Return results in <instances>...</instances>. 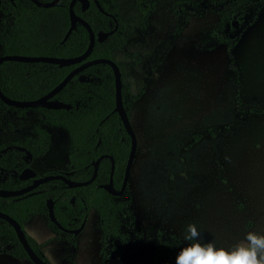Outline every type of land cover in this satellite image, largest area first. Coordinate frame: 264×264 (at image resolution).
<instances>
[{
    "label": "rangeland",
    "instance_id": "rangeland-1",
    "mask_svg": "<svg viewBox=\"0 0 264 264\" xmlns=\"http://www.w3.org/2000/svg\"><path fill=\"white\" fill-rule=\"evenodd\" d=\"M175 1L157 0L143 25L133 0H114L125 46L112 56L129 88L137 139L130 205L144 232L129 264H151L159 230L186 246L184 230L193 222L202 242L228 249L249 231L264 233V7L228 52L224 44L198 45L199 36L219 23L214 12L190 17L177 33ZM38 122L36 110L0 105V144L33 136ZM45 128L54 138L45 161L57 163L42 168L34 161L40 174L63 169L68 150L65 130ZM23 227L49 264H100L95 210L76 246L57 239L43 214ZM12 258L0 254V263L15 264Z\"/></svg>",
    "mask_w": 264,
    "mask_h": 264
},
{
    "label": "trees",
    "instance_id": "trees-1",
    "mask_svg": "<svg viewBox=\"0 0 264 264\" xmlns=\"http://www.w3.org/2000/svg\"><path fill=\"white\" fill-rule=\"evenodd\" d=\"M48 2L50 0H38ZM89 0L83 10L80 2L73 4L74 12L83 18L95 33L94 47L87 59L105 57L113 59L115 49L125 46V25L120 19L114 0ZM70 0H59L55 6L40 7L31 0H0V55H44L74 57L85 51L89 43L86 27L76 22L65 41L63 37L69 27L68 5ZM157 0H133L146 25L155 10ZM264 0H176L172 7L175 17V31L181 33L190 17H201L208 11L219 15V23L198 38L203 49H212L224 44L231 52L244 30L255 23ZM118 22L116 30L114 24ZM238 25L235 27L233 21ZM99 32H107L103 41L97 39ZM209 42V43H208ZM78 64L60 66L47 62H22L7 60L0 64V90L6 96L18 100H32L46 94ZM122 99L130 116L131 96L122 77ZM53 99L68 103L69 109L31 108L40 114V122L34 125L33 138H26L23 147L15 144H0V188L19 189L30 184L33 178L21 179L20 172L26 167L25 155L44 153L49 145V133L41 127L46 123L64 129L68 135L67 166L68 178L87 181L94 172V162L101 154H108L114 160L112 186L119 190L130 148V137L115 105L114 77L107 63L89 66L75 74ZM6 108H14L1 102ZM24 110V108H22ZM111 172V158L103 157L98 165L95 179L83 186L73 187L63 180H51L38 185L33 192L21 196H0V211L10 215L23 227L24 222L34 214H47L46 201L54 202L57 220L66 225L69 217H78V224L89 208L98 213V227L101 230V264H128L138 252L143 238V228L130 209L129 197L120 201L101 188L107 184ZM129 194L128 190L125 191ZM129 196V195H128ZM74 198V202H71ZM51 228L59 231L48 221ZM73 242L72 235L65 234ZM114 239L120 241L116 247ZM31 246L39 254L33 242ZM185 247L179 237L171 232H156L151 264H176V257ZM0 253L14 257H27L18 241L12 225L0 217Z\"/></svg>",
    "mask_w": 264,
    "mask_h": 264
},
{
    "label": "water",
    "instance_id": "water-1",
    "mask_svg": "<svg viewBox=\"0 0 264 264\" xmlns=\"http://www.w3.org/2000/svg\"><path fill=\"white\" fill-rule=\"evenodd\" d=\"M12 1V0H11ZM33 3H35L37 6L40 7H51L55 6L59 0H50L48 2H39L38 0H31ZM76 0H70L69 5H68V14H69V27L67 31L64 34L63 41L67 39L71 31L75 28L76 22L82 23L86 29L89 32V43L85 51L77 56L74 57H57V56H44V55H21V54H1L0 55V64L3 61L7 60H14V61H22V62H47V63H53V64H58L60 66L64 65H70V64H78L76 65L73 69H71L63 78L60 82H58L53 88H51L46 94L42 95L39 98L32 99V100H18V99H12L6 96L2 91L0 90V100L4 104L8 106H12L15 108H35V107H41V108H48V109H69L71 107L70 104L64 103L59 100L53 99V96L58 93L65 85L66 83L77 73H79L81 70L92 66L94 64L98 63H107L113 72V77H114V88H115V105L113 111L117 112L119 117L121 118V121L129 134L130 137V149L128 153V157L126 160L125 164V169H124V174H123V179H122V184L120 190L116 191L113 189L112 186V174H113V169H114V160L112 159L111 156H109L112 160L111 164V172L109 175V181L107 184H102L100 187L104 188L107 192H109L112 195H121L127 185L131 167L136 155V150H137V140H136V135L134 133V130L130 124L129 117L127 115L126 109L123 105V99H122V78H121V71L118 66V64L110 59V58H105V57H97V58H92V59H87V57L90 55L94 43L96 40L95 33L92 31L90 25L80 16H78L74 10H73V4ZM80 2L81 8L85 10L89 6V0H77ZM97 7L99 8L100 11L104 12L105 14H108L106 11L102 9L100 4L94 0ZM115 25L114 28L110 31L113 32L116 30L118 24L116 22V19H114ZM234 26L236 27L238 25L237 21H233ZM107 37V32H99L97 34V39L99 41H103ZM107 156L106 154H102L98 156L94 162V172L92 177L84 182H79V181H74L65 176V174H48L45 176L37 177L32 184L21 188L17 190H10V189H2L0 188V196L3 197H8V196H18L21 195L25 192L33 190L36 186H38L41 183L47 182L49 180L53 179H61L64 180L66 183H68L70 186L77 187V186H82V185H87L88 183L92 182L97 174V169H98V164L100 160ZM35 172L30 168L27 167L25 168L21 173L20 177L25 179L29 177H34ZM46 207H47V214L51 222H53L57 227H59L62 230L65 231H71L74 233H77L82 226H80L76 230H67L64 227L60 225V223L57 221L54 211H53V201L48 199L46 202ZM0 217L8 221L15 233L16 236L21 243L23 249L25 250L27 256L33 261L34 264H48L46 261H44L32 248L30 243L28 242L25 233L23 229L21 228L20 224L11 216L8 214L1 212L0 211Z\"/></svg>",
    "mask_w": 264,
    "mask_h": 264
},
{
    "label": "clouds",
    "instance_id": "clouds-1",
    "mask_svg": "<svg viewBox=\"0 0 264 264\" xmlns=\"http://www.w3.org/2000/svg\"><path fill=\"white\" fill-rule=\"evenodd\" d=\"M200 235L196 223L186 226L183 239L190 243L181 248L176 264H264V233L249 231L230 249L202 242Z\"/></svg>",
    "mask_w": 264,
    "mask_h": 264
},
{
    "label": "flooded vegetation",
    "instance_id": "flooded-vegetation-1",
    "mask_svg": "<svg viewBox=\"0 0 264 264\" xmlns=\"http://www.w3.org/2000/svg\"><path fill=\"white\" fill-rule=\"evenodd\" d=\"M117 22V21H116ZM117 24H118V22H117ZM115 25V24H114ZM112 60H114V59H112ZM115 61V60H114ZM119 66V65H118ZM120 68V67H119ZM120 71H121V69H120ZM121 78H122V73H121ZM12 107V106H11ZM15 108V107H14ZM19 109H22V108H19ZM24 109H29V108H24ZM126 109V108H125ZM128 115V114H127ZM129 117V120H130V116H128ZM43 124H46V123H43ZM131 124V123H130ZM45 126H53V125H49V124H47V125H41V127H43L47 132H48V130L45 128ZM53 127H56V126H53ZM33 128H34V126H33ZM60 128V127H59ZM64 130V129H63ZM33 132H34V130H33ZM58 132V131H57ZM57 132H55V134L57 133ZM49 133V132H48ZM135 133V132H134ZM34 136V135H33ZM33 136H25L23 139H21V140H14V141H9V142H7V143H3V144H6L7 146H10L12 143L13 144H15L17 147H23V144H22V142H24L25 141V139L26 138H33ZM53 137H51V134L49 133V145H48V148H47V150L44 152V153H37V154H35L34 156L33 155H25V152H26V150H24V152H23V154H24V157H23V159L25 160V162H27V165H26V167L25 168H27V167H30L34 172H35V176L34 177H29V178H33V181L37 178V177H41V176H45V175H48V174H65V176L67 177L70 173H71V171L68 169V166H67V153H66V156H65V158H66V165H65V167L63 168V169H56L55 171H51V172H48V173H46V174H40L39 172H38V170H37V168L35 167V166H33L32 165V163L34 162V161H42V164H41V166H42V168H44L47 164H49L50 162L51 163H53V165L55 164V163H57V162H53V161H51V160H47V161H45V159H47V158H49V154L51 153V149H52V144H53ZM137 140V139H136ZM2 144V143H1ZM130 149V148H129ZM136 152H137V150H136ZM102 155V154H101ZM107 156H110V155H108V154H106ZM136 156V155H135ZM106 157V156H105ZM135 159V158H134ZM111 164H112V160H111ZM99 165V164H98ZM24 168V169H25ZM23 169V170H24ZM125 169V168H124ZM22 170V171H23ZM21 171V172H22ZM20 172V173H21ZM131 172V171H130ZM97 175V174H96ZM130 176V175H129ZM19 177H20V174H19ZM96 177V176H95ZM21 178V177H20ZM68 178V177H67ZM21 179H23V178H21ZM25 179H28V178H25ZM70 179V178H69ZM95 179V178H94ZM123 179V178H122ZM53 180H56V179H53ZM59 180H61V179H59ZM72 180V179H71ZM129 180V179H128ZM33 181L30 183V184H32L33 183ZM49 181H51V180H49ZM64 181V180H63ZM75 181V180H74ZM48 182V181H47ZM80 182V181H79ZM84 182V181H83ZM45 183V182H44ZM91 183V182H90ZM30 184H28V185H30ZM42 184V183H41ZM89 184V183H88ZM122 184V183H121ZM28 185H26V186H28ZM40 185V184H39ZM100 185H102V184H100ZM99 185V186H100ZM26 186H24V187H26ZM83 186V185H82ZM23 187V188H24ZM37 187V186H36ZM35 187V188H36ZM34 188V189H35ZM102 188V187H101ZM121 188V187H120ZM2 189H5V188H2ZM19 189H21V188H19ZM33 189V190H34ZM114 189V188H113ZM10 190H17V189H10ZM33 190H31V191H28V192H33ZM115 190V189H114ZM120 190V189H119ZM126 190H128V192H129V187H128V182H127V185H126V188H125V190H124V192L121 194V195H123V196H121V195H118L117 197H119V199L120 200H117L118 202H122V201H126L127 202V198L129 197V202H130V204H131V198H130V192H129V196L128 195H126V193H125V191ZM116 191H118V190H116ZM28 192H25V193H28ZM25 193H23V194H25ZM23 194H21V195H23ZM21 195H18V196H21ZM114 196H116V195H114ZM8 197H10V196H8ZM51 200V199H50ZM71 202H74V198H71V200H70ZM47 202V201H46ZM53 206H54V202H53ZM47 208V207H46ZM130 209H131V205H130ZM91 210H95L94 208H89L88 210H87V212H86V215H85V217L78 223V224H76L75 225V223H77V221H78V217H69V220L67 221V223H66V225H62L58 220V222L60 223V225L62 226V227H64L65 229H67V230H76V229H78L80 226H82V228L77 232V233H74V232H71V231H65V230H62V229H60L59 227H57L53 222V224L56 226V228L59 230V231H57V230H55V229H53V228H51L50 226H49V224H48V221H50V219H49V217H48V214H43V213H37V214H43L45 217H46V221H47V225H48V227H49V229L52 231V232H54V234H55V237L57 238V239H63V241H65L66 243H69L70 245H72V246H76V243H77V237H78V234L81 232V230L84 228V226H85V224H86V222H87V220H88V216H89V213H90V211ZM53 211H54V209H53ZM96 211V210H95ZM2 212V211H1ZM35 215V214H34ZM55 215V214H54ZM135 215V214H134ZM10 216V215H9ZM33 216V215H32ZM56 217V216H55ZM136 217V216H135ZM30 218V217H29ZM28 218V219H29ZM27 219V220H28ZM57 219V218H56ZM26 220V221H27ZM136 220H137V218H136ZM25 221V222H26ZM24 222V223H25ZM51 222V221H50ZM138 222V221H137ZM98 213H97V211H96V225H97V227H98ZM139 223V222H138ZM21 226V225H20ZM23 226H24V224H23ZM142 226V225H141ZM22 229H23V231H24V227H21ZM143 228V227H142ZM98 229H99V227H98ZM99 233H100V244H99V250H98V256H99V258H100V264H101V256H100V247H101V230L99 229ZM24 233H25V231H24ZM65 234H69V235H72V239H73V242H71L70 240H68V239H66V237H65ZM25 236H26V238H27V240L28 239H30L27 235H26V233H25ZM143 236H144V232H143ZM143 239V238H142ZM141 239V240H142ZM19 241V240H18ZM30 241H32L31 239H30ZM28 242H29V240H28ZM33 242V241H32ZM141 242V241H140ZM139 242V243H140ZM30 243V242H29ZM113 243H114V245L116 246V247H119L120 246V241L118 240V239H114V241H113ZM21 244V243H20ZM33 244H34V246L37 248V250H38V252H39V254L34 250V248H33V250L44 260V261H46L45 259H44V257H43V255H42V251L38 248V246L33 242ZM31 245V244H30ZM138 249H139V244H138ZM25 251V250H24ZM0 254H6V253H0ZM137 254H138V252H137ZM7 255H9V254H7ZM27 255V254H26ZM10 256H12V255H10ZM137 256V255H136ZM13 258H25V259H28L29 261H31V263H33V261L27 256V257H14V256H12ZM136 258V257H135ZM134 258V259H135ZM133 259V260H134ZM132 260V261H133ZM47 262V261H46ZM60 262H61V260H60ZM131 262V261H130ZM129 262V263H130ZM48 263V262H47ZM128 263V264H129ZM34 264V263H33ZM49 264V263H48Z\"/></svg>",
    "mask_w": 264,
    "mask_h": 264
},
{
    "label": "crops",
    "instance_id": "crops-1",
    "mask_svg": "<svg viewBox=\"0 0 264 264\" xmlns=\"http://www.w3.org/2000/svg\"><path fill=\"white\" fill-rule=\"evenodd\" d=\"M12 261H15V264H29V260L25 258H12ZM0 264H6V263H0Z\"/></svg>",
    "mask_w": 264,
    "mask_h": 264
}]
</instances>
